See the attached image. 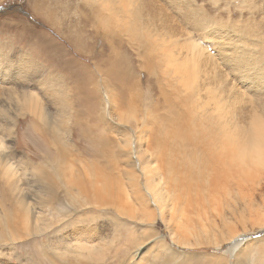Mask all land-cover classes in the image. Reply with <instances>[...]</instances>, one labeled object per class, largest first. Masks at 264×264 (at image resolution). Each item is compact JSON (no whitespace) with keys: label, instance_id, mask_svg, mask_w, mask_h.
Returning <instances> with one entry per match:
<instances>
[{"label":"rangeland","instance_id":"rangeland-1","mask_svg":"<svg viewBox=\"0 0 264 264\" xmlns=\"http://www.w3.org/2000/svg\"><path fill=\"white\" fill-rule=\"evenodd\" d=\"M191 10L198 19L186 16ZM163 14L179 33L166 38L152 54L171 50L176 55L175 46L199 48L215 64L216 90L229 88L231 108L245 115L254 110L252 122L264 123V0H0V157L8 158L17 170L14 179L19 178L20 198H27L36 216L26 223L30 234L18 236V229L0 228V264H264V227L252 230L249 222L257 212L264 215V206L258 199L250 215L249 192L234 205L190 213L191 221L180 219L173 209L159 213L152 203L136 208L139 214L130 218L117 216L108 205L92 207L75 186L66 195L70 181L51 170L56 146L67 151L65 162L79 175L81 168L86 170V180L89 162L108 171L109 156L114 155L125 189L121 195H132L137 181L130 180L127 172L141 180L143 166H138L137 156L130 157L135 144L131 126L138 117L137 107L149 109L158 92L152 86L154 74L146 67L151 55L146 58L143 49L127 43L142 33L134 30L137 33L123 35V43L113 41L116 55L109 51L110 36L103 32L115 29V20L160 21ZM113 61L128 66L130 77L124 82L117 79L118 73L109 74ZM190 70L198 76L196 69ZM107 97L115 103H106ZM178 109L182 111L181 106ZM37 110L50 114V126L33 117ZM54 128L59 142L56 136L57 141H50ZM43 167L57 181L51 183L53 188L34 176ZM262 176L264 170L255 183ZM249 185L242 188L251 189ZM1 186L5 188L0 180ZM258 188L264 191V180ZM144 196L148 198L146 192ZM49 200L51 214L43 206ZM0 202L4 205L0 204V220L5 221L4 208L12 198L0 195ZM84 227L95 228L96 241L88 244L86 237L76 238ZM179 228L189 233L180 237ZM228 229L241 232L230 241ZM238 241L240 247L232 250Z\"/></svg>","mask_w":264,"mask_h":264},{"label":"bare ground","instance_id":"bare-ground-1","mask_svg":"<svg viewBox=\"0 0 264 264\" xmlns=\"http://www.w3.org/2000/svg\"><path fill=\"white\" fill-rule=\"evenodd\" d=\"M119 1L137 3L140 0ZM194 14L195 11L191 10L186 16L198 19L194 18ZM163 15L160 21L150 18L141 19L142 21L134 19L131 22L125 19L115 20L113 26L116 28L103 32L104 35L110 36L109 51L116 55L118 52L113 50V41L120 44L123 43V35L131 36L132 33L141 32L142 34H136L133 38L130 37L131 39L128 37L132 42L127 41V43L135 44L138 48L143 49L144 57L147 58L148 55H151L149 59L151 64L147 63L146 67L149 73L154 74L152 86L157 90L158 96L153 99V102H150L149 109L141 111V108L137 107L138 114L136 115L140 118L136 116V121L131 126L132 136H130L132 138L134 136L135 139V144L131 145L134 149L128 150L132 153L131 156L129 155L130 157H138V159L135 158L138 161V166L142 163L143 170L140 172L144 181L142 178L139 180L137 174L135 175L133 171L128 170L129 179L137 182L133 184L132 195L126 193L125 196H122L121 190L125 189H123V181L118 172L114 155L109 156L108 171L102 169L104 167L95 164V162H89L92 167L86 175V180L84 168L80 169L81 175H79L78 170L75 171L73 166L72 168L65 162L69 156L67 157V151L61 148L62 145L58 147L55 145L57 159L50 163L51 170L58 174L57 178L65 176L70 181L68 185H65L66 195L75 186L78 194L84 198L86 203L96 207L108 205L117 216L125 215L134 218L139 214L135 210L136 208H147L148 204L152 203L159 213L173 209L180 216V219L191 221L190 213L199 214L208 211V209L214 212L222 204L231 203L234 205L244 197V192H249L250 197L246 199V205L249 208V214L252 215L253 207L257 204L258 199L264 206V191L258 188L264 180V176L260 182L255 183L259 180L261 171L264 170V123L252 122L256 119L254 110L249 113L246 111L245 115L231 108L229 88L225 86L219 88L218 91L216 90L217 87L213 79L215 64L210 63L209 55L202 53L199 48L195 49V46H191L184 50L175 46L176 55L168 49V52H160L162 53L161 56L152 54L156 48L159 49L160 46L158 45H162L166 38L173 36V33L175 35L179 33L174 21L169 16ZM157 25L158 27H155ZM134 30L137 31L134 32ZM153 60H156L155 65L152 64ZM177 61L179 62L175 63ZM169 62H173V64H169ZM124 64L125 62L120 65L118 61H113L109 70V74L112 73L114 76L118 73L117 79L121 82L130 77L127 71L129 68L128 66L125 67ZM191 68L196 69L197 77H194ZM3 74L5 75V72ZM207 80L209 84H207ZM165 85L169 88L170 93H168V89L165 90ZM171 96L174 100L170 98ZM30 100L32 101L31 98ZM112 100L107 97L106 103L110 105ZM179 106H181L182 111L178 109ZM34 116L44 120L50 126L48 119L50 114L47 111L37 110L36 114H33ZM33 124L36 123L33 122ZM50 131L52 134L50 141H57L55 128ZM130 142L131 139L129 138L128 145ZM103 145L104 140L101 148ZM76 159L74 158L72 161L75 162ZM83 162V165H87L85 161ZM15 173L17 170L14 169L8 158L4 155L1 156L0 180L5 188L0 187V195L6 200L10 196L12 202H9L8 209L4 208L6 219L5 221L0 220V228L1 230L3 228L7 230L18 229V236H23V234H30V227L26 223L31 220L35 221L36 216L33 217V208L35 207L27 201L25 196L20 198L21 194L18 190H21V187L17 183L19 178L14 179ZM33 173L37 181L47 183L49 188H53L51 183L55 185L57 182L45 167ZM142 181L145 184L144 188L139 186ZM242 184L244 188L245 184H252L253 187L243 189ZM10 189L14 190L16 197L10 195ZM143 190L147 193L148 198L144 196ZM49 196L53 200L52 192ZM51 200L43 205L48 206L47 212L49 214L53 213L54 209L50 210L52 207ZM1 206L4 205L1 204ZM42 212L46 213L43 215H47L45 207ZM42 212L38 211V214L42 215ZM175 216L177 217V215ZM252 216L249 218L252 230L263 228L264 215L257 212L254 218ZM244 228L246 227L244 226ZM93 229L95 230L94 227L90 229L88 227L81 228L76 233V238L86 237L84 241L88 244L91 241H96L93 237ZM236 232L239 234L238 232L241 231L229 230L227 237L230 241L237 237ZM188 233L184 228L178 230L180 237H184ZM227 237L225 236L228 241ZM240 243L239 241L234 242L232 250L241 245ZM246 246L245 244L240 249L244 250Z\"/></svg>","mask_w":264,"mask_h":264}]
</instances>
